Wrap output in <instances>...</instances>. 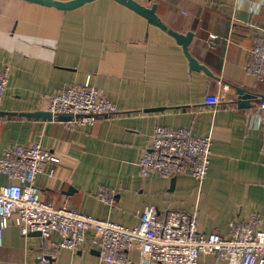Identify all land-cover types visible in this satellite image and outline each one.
<instances>
[{
    "label": "crops",
    "instance_id": "1",
    "mask_svg": "<svg viewBox=\"0 0 264 264\" xmlns=\"http://www.w3.org/2000/svg\"><path fill=\"white\" fill-rule=\"evenodd\" d=\"M66 1V0H61ZM180 33L192 32L190 54L212 73L190 70L182 47L167 32L114 0H93L62 11L25 0H0V66L11 70L0 102V158L14 144L40 142L61 158L53 177L37 176L39 198L85 214L136 226L147 206L160 219L176 210L195 214L198 229L227 236L232 220L259 214L264 223V137L251 107L239 108L236 88L264 94V81L246 67L264 26V0H135ZM75 84L94 86L119 114L91 126L20 113L48 110L49 97ZM252 104V103H251ZM152 110V111H149ZM157 126L189 127L211 138L206 177L142 176L138 162ZM8 183L0 174V185ZM115 191L113 200L97 195ZM86 232L80 249L61 248L51 264L106 262ZM60 237H24L3 230L0 264H38ZM129 264H141L127 251ZM198 264H223L214 253Z\"/></svg>",
    "mask_w": 264,
    "mask_h": 264
},
{
    "label": "built area",
    "instance_id": "2",
    "mask_svg": "<svg viewBox=\"0 0 264 264\" xmlns=\"http://www.w3.org/2000/svg\"><path fill=\"white\" fill-rule=\"evenodd\" d=\"M250 50L246 72L258 82L264 81V26ZM8 66H0V102L10 79ZM48 111L53 116H72V127L94 125L99 118L119 114L115 104L101 97L94 86L70 84L50 95ZM253 127L264 137V99L251 104ZM210 136L200 137L189 127H155L138 162L142 176L163 178L188 175L197 182L206 177L210 155ZM61 158L40 142L14 144L0 158V174L8 183L0 185V242L4 229L16 227L24 237L39 232L44 239L57 234L60 240L37 256L38 264H51L61 248L80 249L86 232L93 231L92 241L100 256L112 264H129L128 250L138 251L141 264H198L203 254L214 253L223 264H264V223L259 214L245 222L232 220L227 236L198 229L195 214L169 211L160 219L147 206L136 226L102 220L65 204L53 205L39 198L37 176L47 169L53 177ZM115 191L101 189L97 195L113 200Z\"/></svg>",
    "mask_w": 264,
    "mask_h": 264
},
{
    "label": "water",
    "instance_id": "3",
    "mask_svg": "<svg viewBox=\"0 0 264 264\" xmlns=\"http://www.w3.org/2000/svg\"><path fill=\"white\" fill-rule=\"evenodd\" d=\"M32 3L40 4L47 7H54L58 10L67 11V10H73L76 9L82 5H84L87 2L93 1V0H25ZM129 9L133 10L137 14L144 17L147 22L153 26H156L160 28L161 30L167 32L177 44H179L182 47V50L188 60V65L190 70L195 71H203L208 76H212V73L208 70V68L201 64L195 57H193L189 52V44L193 37L192 32H186V33H180L177 32L171 28H168L162 20L158 17L156 14V4H152L151 6H144L135 0H114ZM237 93V100L236 104L239 108H249L251 107V103L254 101H257L259 98L264 99V94H254L251 92H248L242 88H236ZM152 111V110H149ZM0 115H16V113L12 112H0ZM20 116L26 117L28 119H35V120H43V121H50L53 118L67 122L72 119V116L70 115H64L59 114L56 116H53L51 112L48 110H39L35 112H29V113H20ZM37 235H40L39 232H34Z\"/></svg>",
    "mask_w": 264,
    "mask_h": 264
}]
</instances>
